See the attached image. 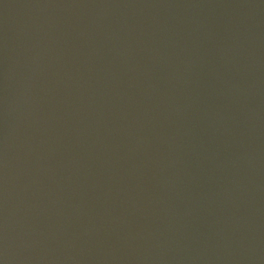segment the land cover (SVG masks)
I'll use <instances>...</instances> for the list:
<instances>
[{"label":"water","instance_id":"water-1","mask_svg":"<svg viewBox=\"0 0 264 264\" xmlns=\"http://www.w3.org/2000/svg\"><path fill=\"white\" fill-rule=\"evenodd\" d=\"M0 264H264V0H0Z\"/></svg>","mask_w":264,"mask_h":264}]
</instances>
